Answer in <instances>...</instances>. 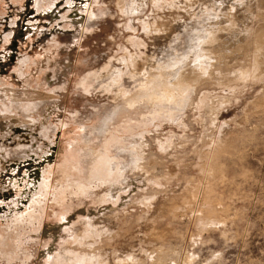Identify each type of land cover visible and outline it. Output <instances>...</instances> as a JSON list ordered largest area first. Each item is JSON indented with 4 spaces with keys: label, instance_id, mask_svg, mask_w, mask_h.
Here are the masks:
<instances>
[{
    "label": "rangeland",
    "instance_id": "1",
    "mask_svg": "<svg viewBox=\"0 0 264 264\" xmlns=\"http://www.w3.org/2000/svg\"><path fill=\"white\" fill-rule=\"evenodd\" d=\"M0 264H264V0H0Z\"/></svg>",
    "mask_w": 264,
    "mask_h": 264
},
{
    "label": "bare ground",
    "instance_id": "2",
    "mask_svg": "<svg viewBox=\"0 0 264 264\" xmlns=\"http://www.w3.org/2000/svg\"><path fill=\"white\" fill-rule=\"evenodd\" d=\"M148 83L149 82H146L144 85V88H146L144 95L155 102L177 104L181 101V97L184 94L179 87V83L172 84L168 80H165V82L161 85L162 89H160L157 85H152V87L147 88Z\"/></svg>",
    "mask_w": 264,
    "mask_h": 264
}]
</instances>
